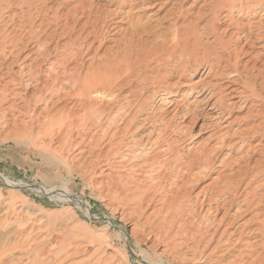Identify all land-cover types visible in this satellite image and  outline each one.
Listing matches in <instances>:
<instances>
[{"label": "rangeland", "instance_id": "1", "mask_svg": "<svg viewBox=\"0 0 264 264\" xmlns=\"http://www.w3.org/2000/svg\"><path fill=\"white\" fill-rule=\"evenodd\" d=\"M229 10H233L230 18L226 17ZM199 11L202 15L197 14ZM67 19L74 24L73 30L65 25ZM219 36L231 46L229 51L242 49L241 60L249 65L242 79L248 82L252 93L247 102L232 92L243 84L232 70L222 78H205L207 71L195 73L191 67L186 70L188 80L176 77L162 84L152 82L164 73L157 58H165L168 47L175 48L179 41L191 50L198 49L199 46L194 47L197 40L200 54L207 48L214 55L221 52L218 45L212 44ZM128 41L129 48L133 41L131 48L139 49L137 54L142 52L138 55L141 61L135 57L137 64ZM158 41L167 44L152 47ZM72 44L80 53L69 58ZM122 49L130 55L121 53ZM16 54L19 60L14 62ZM113 55L117 56L115 66L121 65L119 76L116 67L107 63L113 62ZM56 62L64 63L68 70L80 64L81 75L103 69L110 73L115 79L111 84L118 81L122 89L115 82L113 93H92V100L102 102L100 105L111 113L113 104H107L119 93L126 97L137 90L144 97L151 96L150 106L158 112L168 107L167 101L175 100L178 107L173 105L164 116L176 114L177 122L190 128L189 136L180 145L182 153L205 143L221 146V131L212 127L217 122H221L220 129L231 132L263 122L259 133L247 139L252 157L240 160L241 154L229 147L233 142L218 151L212 174L190 190L195 202L197 193L214 181L213 190L198 196L200 201L205 199L204 209L199 201L192 217L187 209L176 215L161 211L162 205L151 192L147 198L140 196L138 202L133 186L139 183L134 179L142 178L138 176L142 171L134 167L135 159L142 153L140 149L129 152L127 147L117 149L108 140L99 143L102 131L96 121L84 120L87 106L81 105L78 96L51 104L49 111L45 110L50 94L42 85L53 83L50 74L60 71L52 69ZM124 62L128 69L123 70ZM0 63V76H5L0 85L12 76L17 81L0 91L1 264H264V173H258L264 169V0H0ZM32 63H37L36 79L27 71ZM235 79L238 80L233 82ZM207 81L221 84L226 102L233 104L219 121L212 113L217 109L213 107L217 97L209 96ZM196 83L195 90L189 92ZM180 88L189 92L187 102L182 99L185 91L176 94ZM255 93H261L262 99ZM41 94L47 100L36 101ZM188 107L195 112L185 115ZM113 109L114 112L116 108ZM65 110L78 114L72 124H65L68 127L50 121L52 116L58 118L60 113H67ZM255 111L260 116H253L251 123L245 124L246 116ZM219 175L230 176L234 183L241 178L243 181L238 187H229L230 194L226 196V185ZM45 189H66L71 198L82 203H65L55 192ZM254 189L256 193L251 194ZM247 196L253 201L250 206L245 202ZM210 197L211 204L216 207L218 203L219 210H207ZM239 208H243L242 212L237 213ZM223 215L226 219L221 221Z\"/></svg>", "mask_w": 264, "mask_h": 264}, {"label": "bare ground", "instance_id": "2", "mask_svg": "<svg viewBox=\"0 0 264 264\" xmlns=\"http://www.w3.org/2000/svg\"><path fill=\"white\" fill-rule=\"evenodd\" d=\"M232 11L233 10H229V14H227L226 17L230 18V16L232 15ZM214 13H216V12H214ZM69 14H71V13L69 12L68 15ZM115 14L117 15V13H115ZM197 14L202 15V13L200 11L197 12ZM214 20H216V19L214 18ZM86 23H88V22H86ZM65 25H67L72 30L75 28L74 24H71L68 19H67V22L65 20ZM136 25H138L137 27L139 28L140 25L139 24H136ZM84 26L86 28V24ZM250 26H252V25H250ZM252 27H254V26H252ZM114 28L115 27H113V29ZM71 29H70V31H71ZM133 29H134V27H133ZM68 31H69V29H68ZM97 31L98 30H96V32ZM119 31L116 33L119 34ZM92 32H91V34H92ZM65 33H66V31H65ZM136 33L140 34V31L137 30ZM126 35H124V37ZM95 37H96V35H95ZM126 38H127V36H126ZM132 38H131V40H132ZM221 38L223 40V37L219 36L214 40L215 42H212V44H216V46L218 45L221 48V52L216 53L214 55L211 51L207 50V48L204 49V52H202V54H200V51H202V50L198 51V49L200 48V42H198L197 40L194 43V47L199 46L198 49H192L191 50V47H189L187 45H183L179 41L177 42V45L175 48L171 49L168 47L169 54L165 58H157L161 62V69H164V73H162L160 76H155L153 78L152 82L154 84H156V83L162 84L165 81L172 80L176 77H178L180 79L188 80L189 75L186 72V70L190 69L191 67L194 69L195 73H199V72L201 73L202 70L207 71L205 78H210V76L222 78L223 76L226 75L225 72L232 70V72L237 73L236 76H238V79L241 81L244 78V75H246L245 72L249 68V65L246 63H243L241 60L240 52L242 49L240 50V48L236 47V48H234V50L231 49L229 51L231 46H227V43L224 42L225 40L222 41ZM138 39L139 38H137L136 40H138ZM73 40H74L73 43H75L76 39H73ZM86 40H88V39H86ZM128 40H130V38ZM139 40H141V39H139ZM78 41H79V39H78ZM120 41H121V39H120ZM138 41L136 43H138ZM144 41L146 42V40H144ZM93 42L94 41H92V43L90 42L89 45L93 44ZM159 42L160 41H158L157 43L155 42L156 44L154 43L155 45L152 47H155L156 45H161V44L166 45L167 44V41H161L160 43ZM101 43H102V41H101ZM128 43H129V41L127 42V46L129 48ZM133 43H134L133 41H132V43H130V48H131V44L133 47ZM138 44L140 45L141 42ZM138 44H136V45H138ZM147 44H149V40H148ZM119 45H121V43ZM151 45L152 44H150L149 47H151ZM82 46H83V44H82ZM100 46L101 45H99V47H98V45H97L98 48H100ZM118 47L120 48L121 46H118ZM142 47L140 46L139 48L141 49ZM2 48H4V47H2ZM5 48H7V47H5ZM116 48H117V46H116ZM128 48H127V50H128ZM136 49H132L134 51H132L131 54H133V52H134V55H133L134 59L133 58L132 59H133L134 63L137 64V62H138L137 60H139L138 55H139V53L142 54V52L139 51V53L137 54V50H139V49H137V50ZM81 50H83V48ZM110 50H111V48H110ZM153 50H155V49H153ZM79 51H80V49L76 48V44L75 45L72 44L70 46V49H69V53H70L69 58H73V56L76 57L77 55H79V53H80ZM123 51H124V49H122V52L121 51L120 52L123 54L126 52V54H127L129 50L128 51L125 50V52H123ZM226 51H228V53H225ZM129 52H131V50ZM107 53H108V51H107ZM151 53H152V50H149L148 54H151ZM123 54H119V57ZM115 55H113L114 56L113 62L110 63V60H109V62L106 60L108 64H111L112 68L116 67L115 64H116L117 56L115 57ZM128 55H130V54L128 53ZM225 55L227 56V58H225ZM127 56H126V58H127ZM119 57H118V61L121 60V58L123 56L121 58H119ZM130 57H128V58L130 59ZM135 57H137V60ZM14 58H15L14 62L18 61L19 55H17V54L14 55ZM140 58H141V56H140ZM108 59H111V58L108 57ZM112 59H111V61H112ZM67 61H65V62H67ZM129 61H131V60H129ZM139 61H141V60H139ZM79 62L80 61H78V63ZM142 62H144V61H142ZM112 63L114 64V66ZM223 63H224V65H222ZM36 64L32 63L31 65H29L28 70H27L29 72V76L31 78L35 77V79L38 77V73H36V70H37ZM108 64H106V65L108 66ZM132 64H133V62H132ZM118 65H120V64H118ZM124 65L125 66H124L123 70L126 67L125 62H124ZM146 65H148V64H146ZM2 66H3V63H0V71H2V69H3ZM80 66L81 65L79 64L78 66H73L70 70H68L66 65L64 66V63H57V62L53 63L52 69L55 71H58V70H60V71L56 72V74H50L51 79H53V83L42 85L43 90L46 93L50 94V97L48 98V102H47V105L45 107V110L47 111L51 107V104L56 105V104H59L61 101L62 102L67 101L69 98H74V97L78 96L80 102H82L81 105L83 107L87 106V109H85V110L83 109L84 110V113H83L84 120L86 122L91 121L92 123L94 121H96L97 126H99L100 131H102L103 135L101 137H98L99 143H101L104 140H108L110 142V144L114 145L117 149L127 147L126 151H129V152L138 151V149H140L142 151V153L139 154V157L137 156L138 157L137 159H135L134 167L137 171H142L138 174V176H141L142 178H140L139 180L134 179L135 181H138L139 183L133 186V188L135 189V191H134L135 194H133V196L135 197L136 200H138V202L142 199L140 196L147 198L148 193L151 192V194L154 193L153 195H155L156 198H158L156 200L162 205L161 211H165L168 214L174 213L176 215V214H178V212L181 213L182 211H184V209H187L188 210L187 212H189L188 214H190L192 217V215L195 213L194 206L198 205V202L200 201V198H198V196H200L203 193L205 196V195H207V193L210 190H213L212 187H213L214 181L209 183L207 186L205 185V187L203 189L204 191H202L201 193H197L198 195L196 194L197 197L195 196L196 197V201L194 200L195 202H193V197H192L190 190H192L191 188L195 187L196 185H199V181L201 179H203L205 177H209V175L212 174L213 168H214V159L216 158L215 157L216 153L218 151L222 150L223 148H225L226 147L225 145L233 142V144H230L229 147H231L232 150L241 154L240 160H245V159L252 157V155H249L250 150H251L250 149L251 144H249V141L247 139H250V137H253L254 134L259 133V131L263 128V122H260L258 124H252V125L248 126L247 128L239 129L235 132H231L230 129H225V130L220 129L219 127L221 125L220 124L221 122L220 123L217 122V123L213 124L212 127H214L215 129H217V127H218V129L221 131V134H219L220 136H222L221 146L213 147V146H210L209 144L205 143V144L198 146L197 148H195V146H194L195 149L192 148L188 152L182 153L181 149H180V145H181V143H183L184 138L189 136L190 128L186 129L187 126H185V127L181 126L180 123H178L176 120V118H177L176 114H174L170 118L168 116H164V114L171 112L170 107H172L173 105H175V109L178 107V104H176L175 100L172 102L167 101L166 103L168 104V107L166 109L159 110V112H158V110L155 111L156 108H153L152 106H150L151 96L144 97V94H140V91H137V90L133 91L132 90L133 92H131L130 96H126V97L121 96V93L113 95L112 100H110L111 103L109 101L107 104L109 106L111 104H113V107L116 108V110L113 112L114 109L112 107V113H111L110 111L107 110V108H104L103 105H100L102 102L101 103L98 101L94 102L92 100V93H101V94L102 93H108V94L113 93L116 90L117 86L113 85L116 81L112 84H111V81L115 80V79L112 77V75H110V73L108 75L105 72V69H103L104 71H102V72L92 71L91 73L88 72L85 75H81V73L79 71ZM120 66L116 67L117 72L116 71L115 72L117 74L119 73V70H121ZM128 66H130L129 62H128ZM134 66H133V69L135 70ZM143 66H144V64H143ZM8 67L10 68L11 66L7 65V68ZM5 68H6V65H5ZM103 68H107V67L103 66ZM128 68L129 67H126V69H128ZM140 68L142 69V67H140ZM49 69H51V68H49ZM108 70H110V69H108ZM108 70H107V72H109ZM9 71L13 72L12 68H10ZM25 71H26V68H25ZM180 71H181V73H179ZM16 72H18V71H16ZM28 72H27V75H28ZM51 72H52V70H50V73ZM110 72H111V70H110ZM131 72H132V70H131ZM61 73H64V76H61ZM134 73L135 72H133V74ZM16 74H18V73H16ZM127 74L129 75L128 71H127ZM137 74L138 73H136V75ZM113 75H115V74H113ZM121 75H123V73ZM121 75H120V77H121ZM3 76H0V79H4L5 76L4 77ZM118 76H119V74H118ZM9 78H11V77H9ZM238 79L233 80V82H236ZM143 80L146 83L145 77L143 78ZM14 82H17V81H16V78H14L12 76V79H10V81L8 80L6 84L0 85V91L4 92L8 88V86H9L8 84L9 83L12 84ZM29 82H30V80H29ZM117 82L115 83L116 85L118 84ZM197 84L198 83L194 84L192 89L189 90V92L195 90V88L197 87ZM206 84H207V86L205 87V89L208 90L209 96L210 97H214V96L217 97V99L213 105V107L217 108V109L214 110L213 107L211 109L214 110V112H212V113L216 114L215 119H217V121H219V120L223 119L224 116L229 112L230 106L233 104H229L226 102L225 88H222L221 84L213 82V81H207ZM166 85H170V84L168 83ZM248 86H249L248 82L243 81V84L239 85L235 89H232V92L238 94L240 98H245V101L247 102L248 99L250 98L251 94H252L249 92ZM118 89L119 90L122 89V87L119 84H118ZM143 91H144V89H143ZM167 91H168V88H166V92ZM183 91H185V93H184L182 99L185 102H187L188 100H186V98H188L187 95L189 92L186 91L185 88H180L176 92V94L177 93L181 94ZM90 95H91V97H90ZM255 95L258 99H262L261 93H255ZM46 98H44L43 94H41V96L36 97L35 100L36 101L47 100ZM84 100H89V101L84 102ZM79 106H80V103H79ZM232 111L233 110L231 108V112ZM194 112H195L194 110H191L188 107V110L185 113V115L193 114ZM255 112H256L255 114H250V115L246 116V118H245L246 123L245 124H250L253 116H257V117L260 116V114H258L259 111H255ZM77 115L78 114L73 112V111L72 112L68 111L67 113L62 112L58 115V118H55V117L52 118L53 117L52 116L50 118L51 119L50 121L56 122L55 124H59L60 127L64 128V127H68V126H65L66 123L72 124L73 119ZM81 120H83V117L81 118ZM193 122H194V119H193ZM193 122L191 124H193ZM217 133H218V131H217ZM236 138H238V141H236ZM240 143H243V144H240ZM256 148L257 147H255V149ZM228 158H229V156H228ZM223 160L224 159H222V161ZM235 162H237V161H235ZM257 163H259V162H257ZM230 167H232V166H230ZM238 167H239V165H238ZM263 167H264V165H263ZM258 173H264V169ZM203 174H205V176ZM219 176L222 178L221 181L224 182V184L226 185L224 187V190H223L224 191L223 194L224 195L226 194V196L229 193L228 192L229 187H231V186L238 187L241 185V183L243 181V178H241L236 183H234V181L230 180V176H227V175L226 176L225 175H223V176L219 175ZM6 181H9V183L12 185H17V183L13 182L12 180L6 179ZM141 185L144 186V189L141 188ZM45 191L46 192H53V193L55 192L54 195H57L58 199L65 202V203H68L71 201L73 204H77V205L82 203L81 200H78L76 198H71L69 196L70 193L66 189H59L57 192L53 191L52 189H45ZM136 192H138V193H136ZM255 193H256V189H254L251 192V194H255ZM203 198L200 201L201 208H203L206 205L205 199L203 200ZM211 198H213V197L207 198L208 199V203H207L208 209L207 210L210 212L213 208H215L216 210H219L220 206L218 205V203H217L216 207H214L211 204V202H212ZM69 200H71V201H69ZM245 202L248 204V206L253 204L252 198H250V196H247V198L245 199ZM187 206H190V207H187ZM242 209L243 208H239L237 213L242 212ZM171 216H172V214H171ZM225 216L226 215H223L221 217V221L224 220ZM165 218H164V220H165ZM172 219L173 218H171V220ZM203 224H204V222H203ZM210 228H211V226H210ZM0 264H1V262H0Z\"/></svg>", "mask_w": 264, "mask_h": 264}]
</instances>
